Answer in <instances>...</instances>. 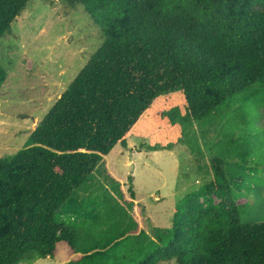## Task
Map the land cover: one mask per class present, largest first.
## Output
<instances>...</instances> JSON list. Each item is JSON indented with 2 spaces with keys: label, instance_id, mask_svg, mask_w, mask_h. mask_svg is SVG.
<instances>
[{
  "label": "trees",
  "instance_id": "16d2710c",
  "mask_svg": "<svg viewBox=\"0 0 264 264\" xmlns=\"http://www.w3.org/2000/svg\"><path fill=\"white\" fill-rule=\"evenodd\" d=\"M30 1L0 0V42ZM66 2L89 14L102 44L25 146L0 158V264L34 257L59 264H264V222L242 221L234 174L218 157L214 179L176 205L171 227H151V235L132 221L79 251L81 224L63 218L82 214L74 195L116 145L128 147L162 96H182L190 125L209 124L240 95L264 92V0ZM7 77L0 66V89ZM251 118L248 113L237 126L251 125ZM180 143L182 135L149 147L170 150ZM213 195L232 203L217 204Z\"/></svg>",
  "mask_w": 264,
  "mask_h": 264
},
{
  "label": "rangeland",
  "instance_id": "374dc122",
  "mask_svg": "<svg viewBox=\"0 0 264 264\" xmlns=\"http://www.w3.org/2000/svg\"><path fill=\"white\" fill-rule=\"evenodd\" d=\"M101 44V35L81 6L72 8L66 0L29 2L0 42V66L8 74L0 89V158H9L25 146L31 132ZM221 113L210 118L209 124L189 125L179 93L156 100L129 137L131 147L145 153L131 156L134 164L123 163L121 158L112 167L124 182L115 184L102 162L84 190L74 195V207L82 214L65 213L63 218L68 224L76 226L78 220L81 224L77 229L79 251L91 248L96 239L114 236L122 224L132 221L143 225L148 235L151 227H171L176 205L214 179L216 157L225 160L234 174L242 221L264 222V92L255 97L240 95ZM248 113L256 120L239 128L237 124ZM180 125L183 133L177 128ZM244 129L256 133L247 135ZM163 131L169 132L168 137L161 136ZM179 135L184 143L149 152V145L170 144ZM121 148L117 146V150ZM212 199L217 204L232 203L218 195ZM110 223L112 229L106 234ZM20 264L59 263L34 257Z\"/></svg>",
  "mask_w": 264,
  "mask_h": 264
},
{
  "label": "crops",
  "instance_id": "0c3cea01",
  "mask_svg": "<svg viewBox=\"0 0 264 264\" xmlns=\"http://www.w3.org/2000/svg\"><path fill=\"white\" fill-rule=\"evenodd\" d=\"M117 146H120V144L116 145V147L111 151V153L102 162L105 163L106 170L109 173V175L113 179L119 181L120 183H123L124 182L123 181L124 179L123 180L119 179L115 175V173H114V171L112 169V167L115 166L114 162L115 161H118V160H120L122 158L123 159V163H126L127 162V164H131V163H133V160H132L131 156L136 155V154H142V153H145V152H138L137 150L133 149L131 147V143L129 142V138H128V147H126V148L125 147H122L121 149H118L117 150ZM132 150H134V151H132ZM149 152L150 153H153L154 151L151 150ZM135 183H136V180H135ZM136 193H137V191H136ZM137 195H138V193H137ZM137 202H139V201H137ZM72 219H73V217H72ZM154 227L158 228L157 226H154ZM140 229H143L146 232H148L146 229L143 228V225H142V228H140Z\"/></svg>",
  "mask_w": 264,
  "mask_h": 264
}]
</instances>
